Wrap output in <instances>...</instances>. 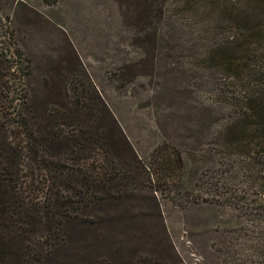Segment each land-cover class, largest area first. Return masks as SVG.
I'll return each instance as SVG.
<instances>
[{
    "label": "rangeland",
    "instance_id": "obj_1",
    "mask_svg": "<svg viewBox=\"0 0 264 264\" xmlns=\"http://www.w3.org/2000/svg\"><path fill=\"white\" fill-rule=\"evenodd\" d=\"M146 4L0 0L27 58V112L51 113L61 127L58 113L77 107L97 123L104 101L141 162L113 197L63 222L64 240L43 264H240L238 246L262 239L239 154L215 130L232 112L227 70L264 102V0H165L160 15ZM237 33L244 40L232 44Z\"/></svg>",
    "mask_w": 264,
    "mask_h": 264
},
{
    "label": "trees",
    "instance_id": "obj_2",
    "mask_svg": "<svg viewBox=\"0 0 264 264\" xmlns=\"http://www.w3.org/2000/svg\"><path fill=\"white\" fill-rule=\"evenodd\" d=\"M164 1L147 0L145 11L160 15ZM5 17L0 13V264H43L51 247L64 240L63 222L99 199L113 197V190L136 179L141 162L104 101L97 123L81 118L77 107L58 113L61 127L51 113L37 117L27 112V58ZM242 36L237 33L229 42L241 43ZM248 71L258 75L253 65ZM244 76L225 72L232 112L215 137L220 147L239 154L248 219L255 214L262 225V239L248 238L243 248L238 246L243 250L236 259L264 264V102ZM112 135L113 152L106 147ZM131 264L180 263L145 256Z\"/></svg>",
    "mask_w": 264,
    "mask_h": 264
}]
</instances>
